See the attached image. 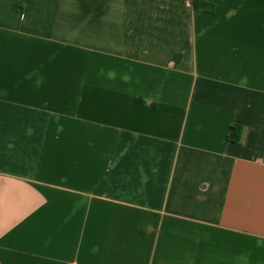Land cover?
<instances>
[{
  "label": "crops",
  "instance_id": "crops-1",
  "mask_svg": "<svg viewBox=\"0 0 264 264\" xmlns=\"http://www.w3.org/2000/svg\"><path fill=\"white\" fill-rule=\"evenodd\" d=\"M0 264H264V0H0Z\"/></svg>",
  "mask_w": 264,
  "mask_h": 264
},
{
  "label": "trees",
  "instance_id": "trees-1",
  "mask_svg": "<svg viewBox=\"0 0 264 264\" xmlns=\"http://www.w3.org/2000/svg\"><path fill=\"white\" fill-rule=\"evenodd\" d=\"M240 132L241 131L238 125H232L229 130L228 138L232 141L239 140Z\"/></svg>",
  "mask_w": 264,
  "mask_h": 264
}]
</instances>
